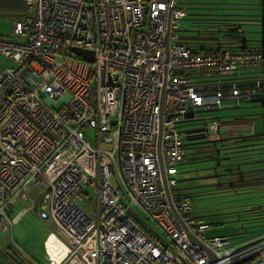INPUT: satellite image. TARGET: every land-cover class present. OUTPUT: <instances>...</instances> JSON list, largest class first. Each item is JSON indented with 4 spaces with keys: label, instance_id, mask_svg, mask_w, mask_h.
I'll use <instances>...</instances> for the list:
<instances>
[{
    "label": "built area",
    "instance_id": "obj_1",
    "mask_svg": "<svg viewBox=\"0 0 264 264\" xmlns=\"http://www.w3.org/2000/svg\"><path fill=\"white\" fill-rule=\"evenodd\" d=\"M23 2L0 39V233L37 210L69 249L60 264H264V233L212 234L177 180L183 126L220 138L219 119L197 116L264 98V23L217 48L183 27L180 0ZM94 198L92 217L79 203Z\"/></svg>",
    "mask_w": 264,
    "mask_h": 264
},
{
    "label": "rangeland",
    "instance_id": "obj_2",
    "mask_svg": "<svg viewBox=\"0 0 264 264\" xmlns=\"http://www.w3.org/2000/svg\"><path fill=\"white\" fill-rule=\"evenodd\" d=\"M190 1L191 0H180V3L183 7L188 8L190 13H196L200 16L197 18L208 19L221 18L223 15H240L242 21L235 23L238 24V28L241 29L242 33L249 38V40H256L259 38L261 26L257 23L256 19L258 12L253 5L247 3L250 1H241L247 5L239 6L238 0H204V4H201L197 10H192V5H189ZM252 3H254V1ZM236 8H242V10H235ZM183 24L189 25L190 30L196 29L191 28L192 24L188 20L184 21ZM202 30L213 32L215 29L203 28ZM220 31L216 34L217 36L228 34L225 27H221ZM59 107L60 105L57 106V108ZM200 118L219 119L221 123L220 138L264 134L263 110L258 104H245L239 109L208 112L197 116V119ZM195 124H186L183 126V130L193 128L196 126ZM197 124L204 126L206 121H200ZM212 139L216 141L219 137L216 136ZM213 144L214 143L204 142L189 144L186 142L189 152L186 162L179 167V173L177 175L179 188L183 189V191L191 196V208L194 210V215L202 218L210 217L208 218L210 219L208 222L214 224L212 225V230L214 231L211 230L212 233L230 235L234 241L252 238L259 232H264V227L250 228L248 230L243 229L242 224L238 222L233 215L229 214V209L247 203V197L249 196L255 200L257 194L250 193L238 196L233 193H225L228 186H224V182L229 181L232 183L236 179H231V176L222 177L224 169L221 166V161L223 163L224 160L222 157L220 160L215 157V150H213L212 147ZM261 147L262 145L260 143L254 148L258 150ZM262 200L264 201V198ZM79 205L92 217L94 216V209L96 208L95 198L91 205L87 203H79ZM17 213L18 212H16V214ZM37 221L38 225L32 226V236L34 237V235H36L39 238H36L37 246L33 253L34 257L43 264H48L49 262L56 264L57 260L61 262L69 252L68 247L60 238L51 234L44 223L39 220Z\"/></svg>",
    "mask_w": 264,
    "mask_h": 264
},
{
    "label": "trees",
    "instance_id": "obj_3",
    "mask_svg": "<svg viewBox=\"0 0 264 264\" xmlns=\"http://www.w3.org/2000/svg\"><path fill=\"white\" fill-rule=\"evenodd\" d=\"M249 3L255 7V10L260 13L262 9L259 7L257 0H238L239 6L247 5L244 2ZM204 4V0H191L189 5H192V10H197L198 7ZM187 10V18L184 21L188 20L191 22L192 27L196 28L190 30L189 25H184L183 27L188 30L189 33H195L202 36H215L219 37V43L216 44H205L203 45H215L217 48L219 45L226 47H234L238 44V41L241 37L235 35V31L238 27V24H233L231 27L225 22L227 17H240V15H223L221 18H208V19H199L196 13H190V10ZM235 10H242V8H236ZM242 21V20H240ZM239 21V22H240ZM203 26V27H201ZM221 27H226L227 35L217 36ZM203 28H213V32H208V30L203 31ZM221 32V31H220ZM261 108V107H260ZM262 114V113H261ZM262 145L258 150L254 148L257 144ZM213 150H215V157L218 160L223 158L224 162L221 161V166L224 169L222 177L231 176V179H236L234 182H224V186H228L225 193H233L235 195L241 196L243 194H257L256 199L247 197L248 202L243 203L239 206L231 207L229 214L233 215L238 222L242 224L243 229L248 230L250 228L264 227V135L252 134L244 136H234L229 138H222L218 141H215L212 145ZM234 176V177H233ZM221 180V179H219ZM218 180V181H219ZM233 187V188H231ZM199 197V196H197ZM205 218V217H203ZM210 218V217H208ZM205 218L207 221L210 219ZM209 225L212 228V225L209 222ZM213 231V230H212ZM214 232V231H213ZM212 233V232H211ZM258 233L257 235H261ZM215 234V233H212ZM219 235V234H217ZM255 235V236H257ZM230 236V235H229ZM231 237V236H230ZM254 237V236H253ZM242 240V239H241Z\"/></svg>",
    "mask_w": 264,
    "mask_h": 264
},
{
    "label": "crops",
    "instance_id": "obj_4",
    "mask_svg": "<svg viewBox=\"0 0 264 264\" xmlns=\"http://www.w3.org/2000/svg\"><path fill=\"white\" fill-rule=\"evenodd\" d=\"M24 10L25 4L23 0H0V39H10L11 33L14 28V23L15 21L19 20L20 17H22ZM9 65L10 62L3 58V56L0 54V74L3 69L8 67ZM19 210L20 204H17L15 206L14 214H16V212H18ZM36 219L44 223L49 230L48 226H50L51 224L42 221L32 213H28L19 220L11 233H0V264H20L12 257L13 249L11 245L13 243L20 246L38 264H43L42 262L38 261L33 254L37 246L36 238H38V236L36 235H34V237L32 236V226L38 225V221ZM51 234L54 233L51 232ZM58 262L59 261L57 260V263ZM48 264L53 263L49 262ZM58 264H60V262Z\"/></svg>",
    "mask_w": 264,
    "mask_h": 264
},
{
    "label": "water",
    "instance_id": "obj_5",
    "mask_svg": "<svg viewBox=\"0 0 264 264\" xmlns=\"http://www.w3.org/2000/svg\"><path fill=\"white\" fill-rule=\"evenodd\" d=\"M263 23H264V20L262 18V20H261V32H263ZM72 52L76 55L82 56L85 60H87L89 62H93V53L90 51L82 50V49H73ZM251 98H252V100L250 101V103L258 104L261 107V109L263 110V118H264V98H262L260 94L256 95V96H252ZM185 119H187V120H184L183 122L189 123V121H192L194 119V114H192V113L186 114ZM205 133H206V128H197V129L183 131V134L186 135V140L189 144H194L192 142L200 140V139H206L207 136ZM211 142L214 143L215 141H207L204 143H211ZM32 214L39 218L37 210L33 211ZM48 228L52 233H54L58 238H60L57 235V232L55 231L54 225L51 224L50 226H48ZM14 260H16L18 262L17 259L14 258Z\"/></svg>",
    "mask_w": 264,
    "mask_h": 264
},
{
    "label": "flooded vegetation",
    "instance_id": "obj_6",
    "mask_svg": "<svg viewBox=\"0 0 264 264\" xmlns=\"http://www.w3.org/2000/svg\"><path fill=\"white\" fill-rule=\"evenodd\" d=\"M261 15H262V12H260V13H258V15H257V23L258 24H260V21L262 20V18H261ZM225 20V22L227 23V24H229V26L228 25H226V27H231V25H233V24H235V22H239L240 20H242L240 17H227V18H225L224 19ZM225 27V28H226ZM238 28V27H237ZM235 35H237V36H239V37H242V36H244V34L242 33V31H241V29L239 28V29H236V31H235V33H234ZM249 39V38H248ZM190 124H195V123H190ZM196 126L195 127H193V128H189L188 130H192V129H197V128H205L203 125H201V124H195ZM186 131V130H185ZM204 134V133H203ZM220 139H222V138H219V139H217L216 141H218V140H220ZM207 141H214L213 139H211V138H206V139H200V140H197L196 142H192V143H203V142H207ZM186 142H187V140H186ZM188 143V142H187ZM212 143V142H211ZM209 145V144H208Z\"/></svg>",
    "mask_w": 264,
    "mask_h": 264
}]
</instances>
